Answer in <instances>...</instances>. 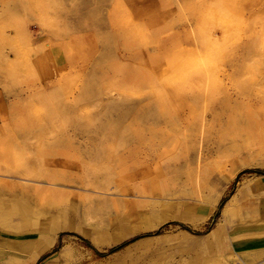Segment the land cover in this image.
<instances>
[{
  "label": "rangeland",
  "instance_id": "obj_1",
  "mask_svg": "<svg viewBox=\"0 0 264 264\" xmlns=\"http://www.w3.org/2000/svg\"><path fill=\"white\" fill-rule=\"evenodd\" d=\"M22 28L30 43L19 36ZM252 41L258 60L247 55ZM260 91L264 0H0V176L15 187L0 188V215L16 226L23 215L43 222L44 212L59 209L74 217L78 194L101 187L112 195L105 199L143 208L112 209L85 225L110 227L112 219L129 235L103 252L80 231L60 232L37 264H220L240 252L234 238L251 231L237 216L222 223V209L242 184L264 176V167L241 168L228 182L237 165L217 151L227 115L238 113L234 102L244 110L251 100L261 106ZM202 124L204 158L192 173L180 141ZM164 137L172 138L167 149L160 147ZM28 181L53 184L70 199L32 210L20 189ZM197 185L204 201L223 196L213 217L195 225L182 219H198L196 209L206 213ZM260 200L264 194L245 196L241 207ZM169 203L175 208L166 209ZM148 210L165 216L146 231ZM219 227L223 233L201 238ZM260 228L258 219L254 230ZM159 231L161 238L145 237ZM136 238L119 260L107 255ZM255 258L246 264H264Z\"/></svg>",
  "mask_w": 264,
  "mask_h": 264
},
{
  "label": "bare ground",
  "instance_id": "obj_2",
  "mask_svg": "<svg viewBox=\"0 0 264 264\" xmlns=\"http://www.w3.org/2000/svg\"><path fill=\"white\" fill-rule=\"evenodd\" d=\"M179 5V7H183L180 2ZM192 34L197 41V33L194 29H192ZM19 36L22 39H25L27 43H30V36L26 33L24 28L19 32ZM253 45V41L247 44V55L251 59L254 58V60H258L259 57L253 52ZM124 56L125 55L121 53L118 55V59H121L122 62L124 61ZM124 63L126 62L124 61ZM252 95L253 94L250 92V94L246 96L248 99H251ZM255 95H264V93L260 91L255 93ZM237 97L239 98V95H237ZM245 100H247V98H245ZM116 101V95L112 94L111 104L115 105ZM234 103L235 106L233 108L238 113L227 115L224 125L225 128H227V131L225 135L221 137L217 151L219 154L218 156L223 159L234 158L233 164L237 165L230 169L227 179L228 182L235 179L241 168H246L247 166H253L254 168L264 167V103H262L261 106L257 105L256 107L253 104V100L248 101L246 110L242 108V105L238 100ZM205 128L206 126L202 124L199 129L193 131L185 130V134L180 141L181 148L188 156L189 162L187 163V167L192 173L195 171L198 173L197 171H199V168H201L202 165L205 148ZM219 129H221L220 125ZM228 130H230V133H228ZM161 140H163V142L160 147H165V149H167L169 143L172 142V138L168 139L164 137ZM161 140H159V142ZM225 142H228V144L225 145ZM162 149L163 148H159V152H161ZM243 153L248 155V162L242 161ZM23 176H28V174H23ZM3 179L4 177L0 176L1 190L2 187H5L10 191L15 189V187L11 185L4 184L2 181ZM52 181L58 184L63 180L62 178L53 176ZM27 183L30 186H21L20 189L25 195H27L26 200L31 204L32 210H37L38 206L42 208L45 204H53L57 207L62 200L67 201L70 199V194L68 192L50 189L49 185L53 184L38 183L35 181H28ZM200 184L201 181L199 180V185ZM86 188H90L84 190V192L89 193V195H84V193L78 194L79 208L77 207L75 209H79L80 212L74 217L59 209L54 212H44L42 215V218H44L43 222H39L38 219L33 220L28 216L23 215L22 223L19 226H16L13 225V222L9 217L0 215V232L15 235L27 234L23 237H3L0 235V254L3 255V253H6L5 257L0 259V264H37L38 261L45 256L50 249H52L60 232L80 231L87 237H90L92 243L98 248V250L103 252L127 237L130 232L129 230L127 231L126 226L118 224L119 222L113 223L112 219L110 221V227L113 223L115 225L113 228L116 229L117 233L112 232L107 224L104 228L96 224H89V226H86L85 224L89 223V221H93L92 218L98 217L99 215L108 216L112 209L116 210L118 213L120 208H141L142 206L137 202L115 199L107 200L105 198L107 196L112 197V195L107 193L109 191L101 189V187L87 185ZM256 194H264V176H257L256 178L249 180L248 183L242 184L237 193L232 195L223 207L222 218L220 219L222 223L237 216L241 218L242 222L248 224L245 226L247 231L253 230L255 232L250 231L249 234L244 233L234 238V243H240V252H234L233 254L222 256L220 264H246V260L250 263L248 258H251L252 256L256 257L255 260L264 259V231H262V227L259 229L260 231L254 230L258 219L260 223H264V200L255 203L253 202L251 206L245 209L246 211L243 210L240 203L241 198L245 196H254ZM197 195L200 198L199 203L202 204V208H207L206 213L203 214V212H200V209H196L194 212L197 216L199 214L198 219H191L189 217L182 219L187 223L191 222L195 225L209 221L213 217L220 200L222 199L223 192H219L214 196L209 197L207 201H204L197 185ZM120 197L128 199V195H122ZM18 200L19 199H16L17 202H19ZM157 205V202L153 203V206ZM165 208L173 209L175 206L169 203L165 205ZM24 212L25 211H23V213ZM163 216L165 215L154 210L146 211L143 215V218L146 221L145 230H150L156 221H160L161 218H164ZM77 219L82 220L83 222H78ZM182 233L186 236H192L187 231H182ZM220 233H223L221 227L210 231L201 238L214 237ZM153 238H161V235L154 236ZM129 248L130 246L126 247L124 250ZM124 250L109 255V258L119 260L122 257ZM45 261L43 264H48V262L45 263Z\"/></svg>",
  "mask_w": 264,
  "mask_h": 264
},
{
  "label": "trees",
  "instance_id": "obj_3",
  "mask_svg": "<svg viewBox=\"0 0 264 264\" xmlns=\"http://www.w3.org/2000/svg\"><path fill=\"white\" fill-rule=\"evenodd\" d=\"M183 228H184L185 230H188V229H187L186 227H184V226H183ZM161 230H162V229H161ZM161 230H160V231H161ZM160 231H159V232H155V233L148 234V235L145 236V237L158 236V235H160ZM139 239H140V238H136V239H133L132 241L126 242V243H124L123 245H121L120 247H117V248H115V249L110 250V251L107 253V255H112V254H114V253H117V252L121 251L122 249L126 248L127 246H129L131 243H133V242H135V241H137V240H139ZM46 257H48V256H45V257H43L42 259H44V258H46Z\"/></svg>",
  "mask_w": 264,
  "mask_h": 264
}]
</instances>
